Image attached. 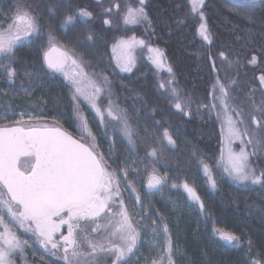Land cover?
Segmentation results:
<instances>
[{
    "label": "snow or ice",
    "instance_id": "1",
    "mask_svg": "<svg viewBox=\"0 0 264 264\" xmlns=\"http://www.w3.org/2000/svg\"><path fill=\"white\" fill-rule=\"evenodd\" d=\"M136 3L138 6H125L123 24L147 23L150 27L151 21L145 11L146 0H136ZM229 3L234 8L243 6L244 11L254 10L256 6L264 9V0H229ZM189 4L190 14L198 16L200 21L199 36L211 44L203 11L205 0H189ZM113 7L120 12L121 6L117 3L105 8L104 15H111ZM37 11L31 2L12 0V6L5 12V19L0 22V76L7 77L5 83L14 94L22 91L31 96L32 91L44 83L41 71H45V75L61 74L68 82L70 119L75 134L63 129L58 122L51 125L32 122L42 117L24 112L11 126L0 127V264H15L16 256L23 257L26 249L35 251V243L63 264H103L105 260L111 264H131L130 257L139 251V241L147 231L146 221L151 220L155 226L156 220L146 215L140 216L139 220L135 218L140 212L147 211L130 179V173H136V169L127 165L135 161L116 154L115 138L126 141L129 153H134L139 134L127 110L114 101L110 77L117 70L131 73L139 49L141 55L147 52V58L156 69H166L169 74L170 79L160 82L158 88L168 95L172 107L190 117L192 100L178 87L171 65L165 63V52L159 47L135 35L121 38L111 46L109 63H104L106 53L97 51L93 67V60L86 59L75 48H68L58 38L60 29L74 26L77 18H92L93 13L80 8L56 24L58 14L55 9H49L53 22L45 25ZM179 22L183 23V20ZM103 23L111 26L112 22L104 19ZM85 41L91 42L92 48L96 47L93 35H87ZM26 45L35 46L38 54L42 52L40 69L35 74L25 70L27 82L21 81L17 85L20 75L13 65L19 62L18 49ZM219 56L228 59L223 51ZM256 62L255 55L248 61L250 64ZM33 67H36L35 62ZM212 68L215 70L214 61ZM259 81L264 85V75ZM210 95L213 102L197 105L196 113L206 108L211 117L215 112L222 139L220 158L216 162L217 173H213L209 163L198 158V168L207 178L206 183L213 192L219 191L222 182H227L248 191L258 186L264 193V169L253 166L251 159L258 152H264V99L257 103L253 91L247 97V111L237 107L230 94V85L221 82L219 77L212 85ZM37 103L46 105L47 101ZM81 105L87 107L90 116L85 114ZM25 115H28V121H25ZM92 121H96V129L108 141L107 153L102 150V143L93 131ZM143 131L147 136L148 129ZM157 139L162 147L176 146L167 128ZM235 141L240 143L239 151L233 148ZM144 142L147 144V140ZM249 146L252 151H248ZM147 155L155 158L157 147L152 145ZM192 156L197 157L196 150ZM122 181L124 190L136 193L132 208L122 196ZM165 183L167 177L157 175L155 169L149 173L148 189L158 190V186ZM172 187H182L200 212L207 215L204 202L187 181L181 185L173 183ZM136 205H140L139 209ZM260 211L264 214V208ZM157 217L161 225L152 227L153 235L162 231L166 243L160 246L161 254L150 264H175L173 257L180 246L173 244L168 225L163 223L165 217L158 213ZM13 227L22 230L21 234L31 233L30 239H21ZM65 227L67 234L62 231ZM92 233L100 235L92 236ZM213 233L226 244L241 245V237L234 233L217 228H213ZM247 244V264H264V252L256 248L251 239Z\"/></svg>",
    "mask_w": 264,
    "mask_h": 264
},
{
    "label": "trees",
    "instance_id": "2",
    "mask_svg": "<svg viewBox=\"0 0 264 264\" xmlns=\"http://www.w3.org/2000/svg\"><path fill=\"white\" fill-rule=\"evenodd\" d=\"M22 2H31L34 8H38L37 14L45 25L53 22L49 9H55L58 14L54 21L56 24L80 8L92 12V18H77L74 26L60 29L58 38L68 48H75L77 53L93 60V67L97 51L106 53L104 63L107 65L112 44L133 35L165 52V63L171 65L178 87L192 100L190 117L172 107L168 95L158 88L159 80L166 78L167 73H157L153 65L141 55L137 57L136 66L131 73L117 70L110 78L113 81L114 101L127 110L139 134L134 153H129L126 141L116 137V154L135 161L129 165L136 169V175L146 178L155 169L156 174L167 177V183L158 188V196L149 200L146 216L161 223L157 213L163 215V223L168 225L173 220L171 216L175 211L183 212L178 219L180 227L175 229L171 225V231H175L173 236L178 232V236L182 234V254L175 255V261L178 260L181 264H247L248 239L264 252V214L260 211L264 208V193L258 186L255 190L248 191L227 182L221 183L219 191L211 190L206 183L207 178L198 168V158L209 163L214 174L219 171L216 162L219 160L221 134L215 116L212 114L209 117L208 109L201 108L200 113H196L197 105L210 104L212 101L210 93L217 77L230 85V94L237 107H243L247 111V97L253 91L257 103L264 99V85L259 81V77L264 75V9L256 6L254 10L244 11L243 6L234 8L229 0H205L203 11L212 41L209 44L198 34L200 21L198 16L190 14L189 0H146L145 11L151 21L150 27L147 23L128 26L123 24L125 6H138L136 0ZM117 3L121 6L119 13L113 7L111 15H104L105 8ZM11 6L12 0H0V22L5 19V12ZM104 19L111 20V26L104 25ZM181 20L183 23L179 22ZM89 34L95 39V48L90 46L91 42L85 41ZM221 51L225 53L227 60L219 56ZM253 55L257 56V62L250 64L248 61ZM17 58L19 62L13 67L17 68L20 75V79L16 81L19 85L21 81L27 82L25 70L35 74L40 69L42 52L38 54L35 46L26 45L18 49ZM213 61L215 70L212 68ZM41 76L44 77V83L37 86L31 96L22 91L14 94L13 89L5 83L7 77L0 76V96L8 102L47 101L46 105L38 104L42 110L39 117L42 119L37 122H58L63 129L75 134L70 119L68 82L59 73L45 75V71H41ZM81 107L86 115H91L85 105ZM92 127L102 143V150L107 153L108 141L96 129V121H92ZM145 128L148 129L147 136L143 131ZM165 128L176 141L174 148L162 147L157 139L162 136ZM109 135L111 136V132ZM152 145L157 147L155 158L147 155ZM193 150H196L197 157L192 156ZM248 151H252L250 146ZM251 159L253 166L264 169V152H258ZM185 181L195 188L205 204L207 215L200 212L198 205L188 198L182 187H172L173 183L181 185ZM171 207L174 212L170 210ZM213 228L240 236L241 245L234 247L226 244L214 235ZM21 258L47 264L37 260L29 248L23 257L17 255L15 261L18 262Z\"/></svg>",
    "mask_w": 264,
    "mask_h": 264
},
{
    "label": "rangeland",
    "instance_id": "3",
    "mask_svg": "<svg viewBox=\"0 0 264 264\" xmlns=\"http://www.w3.org/2000/svg\"><path fill=\"white\" fill-rule=\"evenodd\" d=\"M125 26H128V25H125ZM140 55L141 54H140V51L138 49L137 50V57H139ZM141 56H143L148 61V63L151 64L150 60L147 58L148 54L146 51ZM153 67L155 68L154 65H153ZM156 71L159 74L161 72L167 73L166 69H156ZM167 75L168 76L166 78L160 79L159 83L163 82V81H167L168 79H170L168 73H167ZM218 94L219 93L217 91V95ZM212 102H213V100L210 103H212ZM21 112L30 114L33 117H37V116L41 115L42 110L40 109V105H38L37 100H25V101L20 100L19 102H8V101H6V98H2L0 96V125H3L2 127L11 126L14 121H16L20 118L19 114ZM212 114L216 118L215 112H213ZM24 119H25V121H28V115H25ZM36 123H43V122H37L36 121ZM9 124H11V125H9ZM48 124L51 125L52 123H48ZM217 124H219V129H220V134H221L220 122L217 121ZM221 139H222V137H221ZM220 145H221V141H220ZM239 147H240L239 141H235L233 144V148L236 151H239ZM220 149H221V147H220ZM219 158H220V151H219ZM127 166L130 167L129 164ZM130 179H131L132 185L136 188V193H139V195L141 196V199H142V203L148 211L149 203H150L149 200L154 196H156V197L158 196V190L147 188L148 177L143 178L139 175H136V173H130ZM159 187L160 186H158V188ZM121 193H122V196L125 199L128 207L132 208L133 204L135 203L134 196L136 195V193L131 192L130 189L124 190V182L123 181L121 182ZM188 198L190 199L189 196H188ZM136 207L139 209L140 205H136ZM170 210L173 211V208L171 207ZM147 211L146 212H140L139 215H137L135 218L137 220H139L140 216H145L147 214ZM182 214H183L182 211H175L171 216V218H173V220L168 222V228H169V233L171 235L172 242L174 245L180 246L179 251L176 253V255L182 254L183 244L180 243V236L182 234L180 236H178L180 234L178 232L177 234H175L173 236V233L175 231L174 232L171 231L172 230L171 225H174V228L178 229L181 225V222L179 223L178 219H179V217H181ZM152 220H154V219H152ZM100 223L103 224L104 222L100 221ZM146 223L148 225L147 231H146V233L142 234L141 240L139 241V251L136 253L135 256L130 257L131 264H150V262L153 258H156L158 255L161 254L160 253V246H162L166 243L165 239L163 238L162 231L159 232L158 234H156L155 236L153 235V232H152V227L160 226L161 223L156 221L155 226L152 225L151 220L146 221ZM90 227H92V226H89V228ZM13 231H16L18 235H21V239H30V237H31V233L21 234L22 230H18L15 227H13ZM62 231L64 232V234H67L66 227L63 228ZM101 232H103V229L101 230ZM98 235H100V234L92 233V236H98ZM56 238L58 239L59 236L57 235ZM100 238L101 239L103 238L102 235L100 236ZM30 243H31V240H30ZM34 249H35V251H33V248H29V250H31V254L34 257H36L37 260H40L41 262H45L47 264H63V261L57 259L56 257L51 256V254L49 252L45 251V249L43 247H41L39 245V243L34 244ZM41 257H43V259H41ZM176 257L177 256L174 255V257H173L174 261H175ZM15 264H40V263H38V261H33V260L29 261V260H25L24 258H21L20 260H18V262L15 261ZM103 264H111V262L109 260H105L103 262ZM175 264H181V263H179L178 260H176Z\"/></svg>",
    "mask_w": 264,
    "mask_h": 264
},
{
    "label": "water",
    "instance_id": "4",
    "mask_svg": "<svg viewBox=\"0 0 264 264\" xmlns=\"http://www.w3.org/2000/svg\"><path fill=\"white\" fill-rule=\"evenodd\" d=\"M5 127H7V126H5Z\"/></svg>",
    "mask_w": 264,
    "mask_h": 264
}]
</instances>
